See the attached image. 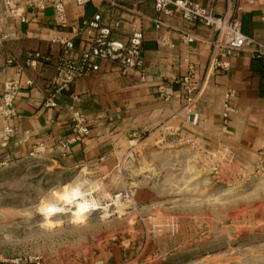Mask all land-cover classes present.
I'll use <instances>...</instances> for the list:
<instances>
[{
	"label": "crops",
	"instance_id": "0c3cea01",
	"mask_svg": "<svg viewBox=\"0 0 264 264\" xmlns=\"http://www.w3.org/2000/svg\"><path fill=\"white\" fill-rule=\"evenodd\" d=\"M41 0H18L15 17L0 13V95L10 80L19 82L14 100L16 116L11 121L13 133L0 145V159L28 165L42 164L61 171L88 172L105 179L116 158L132 143L174 146L184 143L207 154L224 157L232 167L250 170L258 150L264 145V56L253 57L248 51L234 52L227 71L209 66L213 31L198 23H188L177 13L162 15L153 0H92L75 6L64 0L67 24L60 27L50 5L38 8ZM203 6L212 4L217 13L239 21L243 33L264 41V21L257 6L232 0H195ZM106 24L113 20L120 27L112 36L125 40L127 22L132 18L143 29L142 82L133 71L122 73L112 64L100 63L99 70L75 79L54 94L55 107H46L44 99L54 74L59 46L54 37L70 38L94 13ZM161 23L158 29L156 25ZM184 31L193 37L190 44L180 39ZM165 40L159 46L157 38ZM78 47V39L75 38ZM37 50L49 55L46 64L25 65L23 53ZM12 58L14 63L8 64ZM194 68L191 85L197 90L194 107L199 118L191 124L183 110L181 79ZM30 85H26V82ZM227 90L234 95L227 101L235 108L229 120H223V102ZM79 111L89 121L90 134L73 142L70 153L61 157L54 150L56 142L70 136L71 112ZM5 122L0 117V133ZM33 153V156L30 154Z\"/></svg>",
	"mask_w": 264,
	"mask_h": 264
},
{
	"label": "rangeland",
	"instance_id": "374dc122",
	"mask_svg": "<svg viewBox=\"0 0 264 264\" xmlns=\"http://www.w3.org/2000/svg\"><path fill=\"white\" fill-rule=\"evenodd\" d=\"M249 171L184 143H132L105 179L0 159V264H264V176ZM77 179L101 207L44 225L41 198Z\"/></svg>",
	"mask_w": 264,
	"mask_h": 264
},
{
	"label": "built area",
	"instance_id": "2783aa9c",
	"mask_svg": "<svg viewBox=\"0 0 264 264\" xmlns=\"http://www.w3.org/2000/svg\"><path fill=\"white\" fill-rule=\"evenodd\" d=\"M92 0H71L75 6H85ZM214 0H211V3ZM232 0H226L227 9ZM239 1V0H234ZM244 5L257 6L260 9V18L264 21V0H240ZM45 4L50 5L53 10L54 20L60 27L67 24L65 15L64 0H41L35 6L44 8ZM154 9L162 15L172 13L179 14L188 23H198L209 27L214 38L211 41V58L209 66L214 70L227 71L229 68V57L234 52L248 51L255 58L264 56V41H259L254 36L243 33L239 21L224 13H217L212 4L203 6L195 0H153ZM18 10V0H0V13L9 17H15ZM118 20H113L111 24H106L102 20L99 12L94 13L89 19L83 22L78 29H72L74 36L70 38L54 37L51 43L59 46V54L54 63V74L49 83V92L44 99L46 107H55L54 94L67 88L75 79L91 75L99 70L100 63L112 64L122 73L133 71L138 74L140 81L145 80V73L142 67V40L143 29L141 23L132 18L127 22V35L125 40H119L112 36L120 27ZM161 23L156 27L159 29ZM180 39L185 44H190L193 37L184 31L180 32ZM75 38L78 39V47ZM5 36L0 38L1 42ZM159 46H165V40L158 36ZM51 61L49 55L37 50H27L23 53L25 65L33 63L46 64ZM8 64L14 63L12 58L7 60ZM194 77V68L189 67L185 76L174 80L178 83L184 95L183 110L191 124L196 125L199 115L195 110L194 103L197 97V90L191 85ZM30 85V82H26ZM19 82L10 80L5 84L0 95V117L5 122L0 133V145L5 144L13 133L11 121L16 116L14 100L19 91ZM234 95L233 90H227L225 101L223 102V120H229V116L235 113L228 99ZM70 136L62 138L54 145V150L61 157L70 153V146L73 142L82 140L89 136V121L86 120L79 111L71 112ZM215 155V154H213ZM33 156V153L30 154ZM249 175L253 177L264 176V145L258 150L256 163L250 169ZM1 262V258H0ZM26 262V261H25ZM28 263H33L31 259Z\"/></svg>",
	"mask_w": 264,
	"mask_h": 264
},
{
	"label": "clouds",
	"instance_id": "9594fccd",
	"mask_svg": "<svg viewBox=\"0 0 264 264\" xmlns=\"http://www.w3.org/2000/svg\"><path fill=\"white\" fill-rule=\"evenodd\" d=\"M87 183V181L77 179L63 185L59 190L56 188L50 189L54 202L42 197L38 205V211L46 220L58 213L72 212L75 221H83L86 214L101 207L98 200L91 198L93 192L100 190V186L89 184L87 191H85L83 189ZM107 196L108 194L105 193V197ZM104 208L107 211V206H104Z\"/></svg>",
	"mask_w": 264,
	"mask_h": 264
},
{
	"label": "bare ground",
	"instance_id": "6f19581e",
	"mask_svg": "<svg viewBox=\"0 0 264 264\" xmlns=\"http://www.w3.org/2000/svg\"><path fill=\"white\" fill-rule=\"evenodd\" d=\"M49 221H51V222H49ZM43 224L44 225H52L53 224V221H52L51 217L48 220L45 219V221H44Z\"/></svg>",
	"mask_w": 264,
	"mask_h": 264
}]
</instances>
